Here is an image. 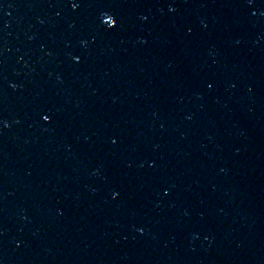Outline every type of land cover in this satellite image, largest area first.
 <instances>
[{"label":"water","instance_id":"obj_1","mask_svg":"<svg viewBox=\"0 0 264 264\" xmlns=\"http://www.w3.org/2000/svg\"><path fill=\"white\" fill-rule=\"evenodd\" d=\"M76 2L0 0V264H264V0Z\"/></svg>","mask_w":264,"mask_h":264},{"label":"snow or ice","instance_id":"obj_2","mask_svg":"<svg viewBox=\"0 0 264 264\" xmlns=\"http://www.w3.org/2000/svg\"><path fill=\"white\" fill-rule=\"evenodd\" d=\"M79 6L80 5H79V3L76 2V0H72V7L74 9L78 8ZM102 22L109 30L115 29L118 26L117 25V19L114 16L109 15L107 13L105 14V17L102 19ZM76 62L77 63L80 62L78 58L76 59ZM209 87H211V85H209ZM42 118H43L44 122H46V123H49L50 119H51L50 116L47 114H44ZM113 143H116V141L114 140Z\"/></svg>","mask_w":264,"mask_h":264}]
</instances>
